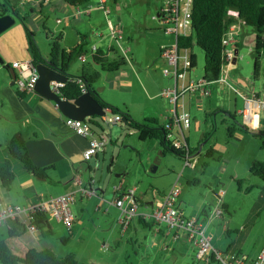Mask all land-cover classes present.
<instances>
[{
  "label": "rangeland",
  "instance_id": "obj_1",
  "mask_svg": "<svg viewBox=\"0 0 264 264\" xmlns=\"http://www.w3.org/2000/svg\"><path fill=\"white\" fill-rule=\"evenodd\" d=\"M166 0H107L106 7L110 9V13L107 15L103 8H93V14L91 18L88 14L82 13L84 22L79 24L67 20V13L76 12L75 6L68 4L66 0H53L44 2L43 7L38 4H34L36 9H33L28 0L24 2H18L17 4L19 14L15 15V22L7 29L0 33V55L6 63H12L15 60H24L26 58L15 59L18 56V52H27L29 47V38L26 25L30 31V36L33 42L40 47L44 54H48L51 49L53 39L61 32L68 30V39L77 37L80 33H86L90 36L89 47L93 45H100L108 54L109 60L106 62L97 63L94 61L92 55H88V61H84L77 56L73 62V69L75 66H86L93 72L100 74L99 79L96 82L98 90L105 92L109 99L122 96L131 105L134 111L135 118L139 121H146L144 116V110L149 115L158 116L159 121L165 122V113L167 109H171L174 104L169 100V97L160 95L156 97L155 101L150 105L146 100L141 103L136 102L141 97V85H146L144 72H148L152 76V80L155 85L159 84V77L166 79L162 66H150L142 67L138 66V76L134 77L130 86H120L122 92H116L111 89L112 82L124 83V78H115L116 81H111L109 76L108 66L110 64H119L120 69L130 68L128 63H123L122 52L119 42L109 35V28L107 25L106 17L111 18L115 23H119L123 29V37L121 38L122 44L128 48L131 47L130 52H139L141 59L148 61H155L157 54H159V43L163 33L165 32V23L158 15L161 6ZM96 0H92L90 4H94ZM117 2V3H116ZM33 4V3H32ZM84 7V6H83ZM159 8V10H158ZM96 14V15H94ZM60 19V21H59ZM77 24V25H75ZM245 26V32L240 35L239 39V64L238 71H245L248 77V84L244 87L240 83H237L233 78L227 81V74L225 84L226 89L220 90V92L213 94L211 97H216L217 102H221L222 105H228V98L232 95V98H237L241 103L243 99L239 96L234 89L230 86L232 83L237 86V89L245 91L246 88H250L253 85L261 90L264 88V53L258 56L259 66L256 68V57L254 51L255 42V30L248 25ZM94 30L98 33H104V39L100 34H94ZM239 36V35H238ZM236 36V40L237 37ZM61 43L66 45L65 40L61 39ZM231 49L235 52L234 44H231ZM196 56V66L188 73V78L193 75L195 79L199 77L205 64V52L194 41L192 48L190 49ZM183 52V51H181ZM116 62V63H115ZM1 63V62H0ZM2 64V63H1ZM103 64L106 68H103ZM256 72V76H253V72ZM4 71L6 69H3ZM236 72H234L235 74ZM231 83V84H230ZM130 87V88H129ZM161 87V86H160ZM161 88H159L160 90ZM111 91V92H110ZM206 107L199 108L195 102L186 104L192 112L191 127L185 128V134L189 135L190 148L193 154L202 149L201 154L197 157V168L189 169L191 166H184V156L175 153L171 150H164L160 147V140L158 138L141 139L139 132L129 127L126 122L118 121L113 124H106L102 121V118L96 117L98 122L101 123L102 128L110 135L111 140L105 149L99 151L97 155H94L91 159L84 160L82 168L85 170V184L89 185V179L93 177L95 179L94 187L104 188L106 194L114 191V186L123 183L127 189H135V194L144 200L158 197H163L168 191L164 190L165 185L176 182L177 180L186 185L184 193L181 198H177L176 202L181 207L185 208L190 205H197L205 195L209 192L211 197L215 198L219 204H223V201H228L232 205V225L241 226L243 221H251L255 219L262 211V207L259 206L260 202V190L258 185L264 183L257 174L250 171L245 166V157L242 162L238 161L241 148L230 143L225 138L227 136V127L224 123L219 121L215 130L212 128V121L215 119V114L218 112V118L222 117L224 113L217 110L214 104H209L210 98L205 96L203 98ZM226 102V103H225ZM234 103V101H233ZM223 107V106H222ZM163 108L164 110H160ZM179 111L181 107L179 106ZM200 109V110H199ZM206 109L205 113L200 112ZM158 110V111H156ZM159 110L162 114H159ZM110 112L108 116H112ZM241 120V117L238 116ZM198 119H207V124H203V129L210 128V132L214 130L216 133V139L212 145L216 147L217 154L215 157L207 154V149L210 147L206 143L203 130L196 128V121ZM97 131H100V127H96ZM178 129L176 128L171 134V139H176L178 136ZM254 140L252 136L246 137L244 144H247L250 139ZM250 146V145H249ZM164 147V146H163ZM245 147V146H244ZM252 148L254 146H251ZM163 150V151H162ZM199 153V152H198ZM197 153V154H198ZM221 156V157H220ZM195 160V157L193 156ZM233 165L241 166L244 173L232 168ZM197 179V180H196ZM223 189L224 193L219 194V191ZM240 189L241 192H240ZM98 190V189H97ZM165 193H164V192ZM98 192H102L98 190ZM163 195H162V194ZM105 194V193H104ZM154 194V196H153ZM218 194V195H217ZM219 196L221 201H219ZM79 197L76 198V200ZM90 197L84 196V202L88 203ZM97 199L96 196L93 197ZM211 198V200H212ZM108 202L109 199L105 198ZM76 200L71 204L75 218L76 213L80 216L81 209L77 208ZM190 201V202H189ZM188 202V204H186ZM209 200L206 204H209ZM88 218L99 220L103 226L96 234L94 231L91 233L89 239L92 244L88 242L83 250V244H79L77 239L69 237L67 228L64 224L57 222L56 219L51 218L50 222L57 227L64 229L66 238L63 239L59 232L56 235L43 238L39 243L34 244L36 247H50L58 255H64L70 251L76 253L80 264H97L106 257L107 261L111 264H192L193 255L190 257L188 254L182 253L179 247L170 248L164 250L162 255L157 253L154 248V237L152 230L139 221L138 217L134 216L132 221V228L129 232L123 234L120 233V227L123 230V225L117 227V220L120 215L117 207L110 205V203L103 202L101 209L95 211L93 204H89ZM210 205V204H209ZM216 204H214L215 206ZM108 208V209H107ZM236 209V211H234ZM80 213V214H79ZM79 218V217H78ZM102 222V223H101ZM109 224V225H108ZM113 225V226H112ZM105 226H109V229H105ZM55 227V228H56ZM111 229H116L111 230ZM114 235L115 238L121 240V244L117 246L115 253H105L95 247L101 244L102 234L107 232ZM122 232V231H121ZM29 234L27 231L25 235ZM40 232H38V235ZM99 235V236H98ZM264 235V215H261V219L258 225L253 230L251 237L247 240V246L254 244L261 236ZM237 238L239 235H237ZM132 237V240H131ZM9 244L15 247V250L21 252L20 243H14L17 240L16 237L8 238ZM11 240V241H10ZM64 242H63V241ZM94 245V246H93ZM264 247V244L262 248ZM90 254L93 255L95 260L89 258ZM103 254V255H102ZM193 254V252H192ZM0 264H2L0 262ZM264 264V263H263Z\"/></svg>",
  "mask_w": 264,
  "mask_h": 264
},
{
  "label": "crops",
  "instance_id": "obj_2",
  "mask_svg": "<svg viewBox=\"0 0 264 264\" xmlns=\"http://www.w3.org/2000/svg\"><path fill=\"white\" fill-rule=\"evenodd\" d=\"M41 1H43V3L45 2L44 0H28V2L31 5L34 4L40 5ZM49 1L51 2L53 0H49ZM21 2H24V0H21ZM77 6L78 5L75 6L76 12L73 11L67 13L66 17L68 23L69 21L74 23L77 22V24H79V22L81 21L84 22L85 19L83 18L82 13L88 14L89 17L91 18L94 12L92 11L93 9L90 10V12L84 11L83 5L82 7L80 6L81 10L78 11ZM32 8L34 9V7ZM158 15L160 16V11L158 12ZM106 20L110 35V23L114 24L115 26H120V24L117 22L115 23L109 17H106ZM245 31H246L245 26L243 25L240 32L238 33L239 36L237 35L238 36L237 40L233 43L235 48L239 47V42H240L239 37ZM68 34L69 32L67 30L64 32L62 36V39H64L66 42L65 43L66 45H64V47L70 52L78 47V49L81 50L79 57L83 60V62L89 60L87 58L88 55H92L94 61H96L97 63L103 62L101 61V59H104L106 61L109 60L108 54L100 45L95 44L93 45V47H89V41L91 38L88 34L80 33L77 37L70 39H68ZM94 34H100L104 39L103 32L98 33V31L94 30ZM110 37L112 38L111 35ZM172 41H173L172 35L165 31L159 43L160 44L159 54H157L156 60L154 62L141 59L142 58L141 54L139 52L137 53L130 52L131 47L128 46L129 48L128 55L130 57V61H129L125 57L122 50L120 49L122 52V59H123L122 62L128 63L130 68L126 67L120 69L119 64L117 65L110 64L108 66L107 70H109L110 73L109 78L111 81L114 80L116 81L115 78H124L125 80L124 83L112 82L110 86L111 87L110 90H115L117 93L118 92L121 93L122 92V88L120 89L121 85L130 86L132 81L134 80V77H136V75L138 76V73L144 72L146 85L145 84L141 85L142 94L141 97L138 100H136V102L141 103L143 100L147 99L148 104L151 105L153 101L156 100L155 98L161 95V90L164 89L165 87L172 86L174 84V81L171 76L166 75L163 72L166 79H161L159 77V84L155 85L151 78L152 76H150L148 72H145L143 69L140 70L139 72L137 68L138 66H140V68L142 67L149 68L152 65L162 66V68L167 66L168 61L167 58L162 53V48L164 45L170 44ZM94 47H97V49L95 50ZM97 52H101L100 53L101 55L97 54ZM49 54L50 51L48 54L45 55H49ZM96 56L100 57V59H96ZM28 57H31L29 47L27 52H18V56L15 57V59L28 58ZM238 57L236 61L232 60L231 63L228 64L226 68L227 81L228 80L231 81V79L233 78L237 83H240L241 86L244 87L245 84H248V77L246 75L247 74L246 70L238 71V69L240 68ZM1 63H0V167L4 164V161L8 157H10V152L7 146L9 139L14 134L21 132L26 139L27 148L33 161L38 166L49 167L48 169L49 175L47 177H39L33 174V172H31L30 170H28L20 160L14 158L13 168L16 176L12 185L9 188H7L3 185L0 179V209L11 204H20L27 206L36 205L44 197H48L51 195H58L71 190H75L80 185L86 186L85 184L86 173L85 170H83L84 168H82L81 166L83 161L87 160L84 158L83 151L89 146V137L77 132L68 123L69 117H67L62 113V111L58 108V106L54 101L42 96L36 91H22L24 92V95L19 94V91L21 92V90L18 88V85L15 81L16 70L11 66L10 63H6L5 60L2 61ZM75 67L76 68L73 69L72 63L70 64V71L76 74H82L84 72L86 73L93 72L84 65L80 67L79 66H75ZM103 68H106L105 64H103ZM193 68H195V66ZM3 69L6 70L4 71ZM234 72L236 73L234 74ZM253 76H256L255 69L253 72ZM189 78L195 79L193 75H191ZM200 78H204V70L202 74L199 77H197V79ZM205 80L207 81L208 86L211 87V93L205 95L200 91H190L185 95L184 98L185 105L188 102L189 104L195 102L197 107L201 109L207 106L203 101L204 100L203 98L205 96H208L210 98L209 104H214L213 106H215L217 110H220L222 113H224L222 117L218 118V112H216L215 119L212 121L211 124L212 128H214L215 130V127L216 125L219 124V121H221L226 125L227 136H225V138H227V140L230 141V143L241 148L242 152H240V156H238V161H240L241 163L243 157H245V166L249 169L252 163L256 161H264V146L259 136H255L250 132L243 131L239 127L232 134L229 133V126L231 125L240 126L241 124H246L255 130L264 129V107L254 106L253 108L247 110V112L250 115H246L245 114L246 110L244 111L246 107L245 96L250 97L255 94L258 97H263L264 88L258 90L253 85L250 88H246L245 91H242L241 89H237L236 85L230 83L231 84L230 86L239 96H241V99H243V101L240 103L237 98L233 99L231 95L227 100L229 104L222 105L221 102H217L216 97L212 99L211 96L213 94H215L216 96L217 93L220 92V90H225L227 85L225 83L227 82L219 80V78L217 80H207V79ZM134 82H136V80H134ZM95 87H96V83H95ZM159 88L161 89L159 90ZM98 91L106 101L118 105L124 109H127L131 113L133 118H135L134 111L132 110L131 105L126 101L124 97L117 95V97H112L113 99H109L107 95H104L105 92L100 90ZM160 110H164V109L161 108ZM160 110H159V114H162ZM166 111H168V113L167 112L165 113L166 121L161 123L159 121L158 116L149 115L145 109L144 110V116L146 118L145 120L147 122H151L152 120H154L152 121L154 122L153 124L159 123L167 126V123L170 122L173 123V107H171V109H167ZM205 111L206 109H203L200 112L205 113ZM238 116L241 117V120L237 118ZM86 118L92 120L91 117H86ZM94 120L98 121L97 118H94ZM204 123L205 124L208 123L207 119L205 120L198 119L196 121L197 124L196 128L203 130V134L205 135V137H207L205 144H209L210 146L207 149V154L209 156L215 157L218 151H216L217 149L212 145V143H214L216 139V133L214 132V130L210 132V128L203 129ZM190 127H191V123L188 126V128ZM176 128L177 126L173 125V132ZM249 136H252L254 140L249 138L250 140L247 141L248 143L244 144L246 137ZM186 137L188 144L190 146L189 135H186ZM251 146L254 147L252 148ZM160 147L164 149L161 140H160ZM198 152H197L198 154L197 153L193 154L191 150L192 160H194L193 156L195 157V160H194V166H191L189 169L197 168L198 161L200 159L197 157L201 154L202 149H200ZM196 160H198L197 164H196ZM232 168L239 170L241 173H244L241 166L239 165L238 166L233 165ZM91 179H93V177L89 179V185L91 184ZM174 183L175 182L169 183V185L168 184L165 185L164 190L166 191L169 190L174 185ZM120 184H122L121 185L122 188L117 187ZM119 185H115L114 191L108 194H106L104 188L97 187L96 190L98 189L101 190L102 192H98L97 190L96 195L86 196V197H90L88 203L84 202V196L79 195V198L76 200L75 203H77L76 205L77 208L78 209L80 208L82 211L81 214L79 213L80 216L76 213L75 223L71 228H68L63 222L56 219L57 222L64 224V226L67 228L69 237L71 238L74 237V239H77V242L79 244H83V250H85L86 248L85 245L88 242L92 244V241H90L89 239L91 233L94 231L96 234H98L99 230L103 228L99 220H94V219L91 220L88 218V213L90 210L89 204L92 203L94 210L98 212L99 209H101V204L103 202L109 203L105 198L113 199L116 196H119L129 190L124 187L123 183H119ZM180 186H181V191L179 193V198H181L182 194L184 193L186 185L182 183V185ZM257 188H259L260 190L259 195L261 197L264 193L263 184L258 185ZM241 190L242 189H240V192ZM94 196H96L97 199H94L93 198ZM136 197L139 201L138 215H136V217H138L140 222H142V218H144L150 221V223H152V225L147 226L144 224V222H142L145 226L149 227V229L152 230V234L154 237L153 244L156 250L155 252L156 255L157 253L162 255V252L164 250H167L168 248L171 247V245H173V248L179 247L181 249V247H183V249H181L182 253L188 254V256L190 257L193 255L192 264H223L213 257L209 261V263H207L205 259H199L196 256L197 245L187 237V233L185 230L183 229L170 230L165 226V224L157 222L156 220L152 222L153 218L151 216L144 215L150 213L153 210L154 205L156 204L157 201L161 200V197L156 196L155 198L153 197L152 199H147V200H144L137 195ZM211 198H212L211 194L208 192L205 195V197L202 200H200L199 203H197V205L191 206V203H189L190 205H188L186 209L181 207L180 204H178L177 202L176 204L186 215L196 214L202 219L206 231L211 235L212 242L217 248L223 250L224 252H231L241 257L244 256L245 261L243 264H252V262L257 258L259 252L262 249V246L264 244V235L261 236V238L258 241H256L254 244L248 246H247V240L249 239V237H251L253 230L258 225L261 219V215L262 216L264 215V204L261 213L257 215L254 221L253 220L246 221L245 219V221H243V224L241 226H233L232 225L233 212L231 210L232 205H230V203L226 200L223 201L222 205H220L218 201H216L215 203L214 197L212 198V200ZM207 200H209L210 205L207 204L205 206ZM186 204H188V202H186ZM214 204L216 205L214 206ZM110 205L115 206L114 204H110ZM115 207H117L118 211L120 212V208L118 206ZM234 211H236V209ZM133 219L131 220L130 225L128 229L125 231V233L131 230ZM248 224H250L249 227L246 226ZM51 225H52L51 227L52 233H49L47 235L43 234V232L40 229H37L35 231H31L30 229H28L29 234L25 235L26 234L25 233L21 236H14L9 233L10 222H7L0 225V239L2 238L5 239V241L8 243V245L15 253L19 255H24L29 248L36 247L34 244L39 243L43 238L56 235L57 231L59 232L60 236L63 239H67L64 229L62 227L58 228L60 226L59 224L57 225V227L54 226V224L52 223ZM119 225L121 226L118 217L117 227H119ZM104 228L109 229V226H105ZM111 230L115 231L116 229H111ZM38 232H40L39 235ZM123 232L124 231L120 227V233L123 234ZM236 234L239 235L238 238ZM13 237L17 238V240H14L13 242L20 243L21 245L20 253L15 250V247L9 244L8 238H13ZM101 238H102L101 244L99 246L95 245V247L99 250H102V252L108 254L115 253L117 251V246L121 244V240L117 239V237L115 238L114 235L108 232L107 234L106 233L102 234ZM89 258L95 260L92 254H90ZM95 261L97 264H111L110 262L107 261L106 257L103 258V260L100 262H98V260Z\"/></svg>",
  "mask_w": 264,
  "mask_h": 264
},
{
  "label": "built area",
  "instance_id": "obj_3",
  "mask_svg": "<svg viewBox=\"0 0 264 264\" xmlns=\"http://www.w3.org/2000/svg\"><path fill=\"white\" fill-rule=\"evenodd\" d=\"M48 2L49 0H44ZM107 0H97L94 4H87L83 10L90 12L94 7L103 8L108 15L110 9L106 7ZM81 5H78V11L81 10ZM192 7L193 0H166L160 8V17L165 23V31L172 35L173 41L170 44L164 45L162 48L163 55L167 58L168 65L163 68L166 75L172 77L174 84L165 87L161 90V95L169 97L173 106V123H167L165 126L168 130L167 136L170 138L173 133V125L177 126L178 136L172 139L173 145L180 148L184 153V166H194L192 160L191 149L185 134V128L188 127L192 120L190 110L184 103L185 95L190 91H200L208 95L211 93V87L208 86L204 78L193 79L188 78V73L191 71L193 59L192 52L189 47H181V38L191 34L192 25ZM228 16L234 19L229 27L225 30L222 38L223 53L225 62L222 65L219 80H226V68L234 58V51L231 49V44L236 41V36L240 32L245 19L241 16L240 10L235 7H230L227 11ZM60 21V19H59ZM110 33L120 44V48L125 57L130 61L128 55L129 48L122 45L121 38L123 37V29L121 26H115L110 23ZM95 50L97 47H94ZM183 51V52H181ZM12 67L16 70L15 81L21 91H35V84L39 78V70L37 64L33 61L32 57L24 60H15ZM66 81L53 79L51 81L52 88L61 93V87L64 86ZM87 91L86 86L83 85L82 92ZM246 107L244 109L246 115H250L247 110L257 107H264V96L258 97L245 96ZM181 107L179 111L178 107ZM112 112L110 107H105V113L99 115L102 121L106 124L117 123L123 121V117L119 113H113L112 116L108 114ZM68 123L79 133L89 137V146L83 151L85 159H91L97 155L99 151H103L106 145L112 141L110 135L102 128L101 123H94L88 118H68ZM96 127L101 130L97 131ZM171 139V138H170ZM95 179H91L90 186L80 185L77 189L71 190L58 195H51L42 198L36 205H20L11 204L0 209V225L7 223L9 219L21 218L27 222L31 231L37 230V226L32 222L33 214L37 210L46 211L50 218L57 219L63 222L68 228H71L75 221V215L72 210L71 204L76 200L79 195L92 196L96 195L97 190L94 187ZM120 184L118 188H122ZM181 191L180 182L177 180L174 185L164 194L161 200L157 201L153 210L144 215L151 216L157 222L165 224V226L172 229H183L187 233V237L197 245L196 256L199 259H205L207 263L213 258L217 259L223 264H243L245 261L244 256H239L231 252H224L217 248L213 242L211 235L206 231L204 222L196 215H186L176 204V200ZM135 189H129L125 193L109 199L110 204H114L120 208L119 221L123 225L125 231L134 216L138 215L139 201L134 193ZM224 190L221 189L219 194H223ZM219 201L221 197L219 196ZM222 205V204H220ZM108 209V208H107ZM220 211V210H219ZM264 263V247L259 252L257 258L252 264Z\"/></svg>",
  "mask_w": 264,
  "mask_h": 264
},
{
  "label": "trees",
  "instance_id": "obj_4",
  "mask_svg": "<svg viewBox=\"0 0 264 264\" xmlns=\"http://www.w3.org/2000/svg\"><path fill=\"white\" fill-rule=\"evenodd\" d=\"M66 1L75 6H86L92 0ZM13 5L16 6V13H18L19 10L17 5L15 3H13ZM43 5V1H41L40 6L43 7ZM31 6L36 9L35 5ZM230 7L238 8L241 16L245 19V25L251 26L255 30L254 53L256 57V68L259 66L258 56L264 53V0H193V29L190 35L181 38V47H189L191 49L195 41L204 50V78L207 80H217L221 74L222 65L225 62L222 38L225 30L234 20L228 16L227 13ZM10 11L11 8L8 3L3 1L0 6V14ZM26 28L29 38V51L33 61L38 64L41 61H45L48 57L56 64H61L68 77L65 85L61 87V93L65 98L75 99L82 93V87L85 85L86 90L91 91L104 107H110L113 113H119L122 117H127L126 124L129 127L136 129L139 132L141 139L159 138L164 146V150H171L180 155H184L183 150L176 148L173 145L172 139L167 136L168 130L165 125L159 123L153 124L154 122L152 121L154 120L151 122L136 120L127 109L106 101L95 87V83L99 79L98 73L84 72L82 74H76L70 71V64L80 55L81 50L77 47L71 52L68 51L61 43L63 32L59 33L53 39L50 54L45 55L40 47L33 42L27 25ZM100 53L101 52H97V54ZM96 59H100V57L96 56ZM192 59V67H194L196 66L197 61L196 56L193 53ZM101 61L106 62L104 59H101ZM19 94L24 95V92L19 91ZM96 117H99V115L91 117L92 122L98 123L97 120H94ZM238 127L243 131L259 136L264 146V129L255 130L246 124H241L240 126L231 125L229 126V133L232 134ZM7 146L10 152V157H8L0 167V179L5 187L9 188L16 176L13 168L14 158L20 160L28 170L39 177H47L49 175V167L38 166L33 161L27 148L26 139L21 132L14 134L9 139ZM250 169L253 173L257 174L264 180V161H256L252 163ZM263 204L264 193L260 197L259 206L262 207ZM50 219L51 218L46 211L37 210L33 214L32 222L35 223L37 229H40L43 234L47 235L52 233ZM7 222H10L9 233L14 236H21L29 229L27 222L21 218L9 219ZM142 222L147 226L152 225L150 221L144 218H142ZM152 222H154V219H152ZM246 226L249 227L250 224ZM0 262L2 264H80L75 252L70 251L61 256L50 247H31L24 255H19L11 249L3 238L0 239Z\"/></svg>",
  "mask_w": 264,
  "mask_h": 264
},
{
  "label": "water",
  "instance_id": "obj_5",
  "mask_svg": "<svg viewBox=\"0 0 264 264\" xmlns=\"http://www.w3.org/2000/svg\"><path fill=\"white\" fill-rule=\"evenodd\" d=\"M0 0V6L2 4ZM12 12L0 14V33L7 29L15 22L16 6H10ZM233 61L237 60L238 49H234ZM0 61L4 59L0 55ZM39 70V78L35 84V91L42 96L54 101L58 108L64 115L69 118L86 119L95 115H102L105 113V107L100 103L91 91H84L75 99H67L62 93L55 91L51 86L53 79L66 81L68 79L61 64H56L47 57L45 61L37 64ZM15 72V71H14ZM92 121V120H91ZM123 121H127V117H123Z\"/></svg>",
  "mask_w": 264,
  "mask_h": 264
},
{
  "label": "flooded vegetation",
  "instance_id": "obj_6",
  "mask_svg": "<svg viewBox=\"0 0 264 264\" xmlns=\"http://www.w3.org/2000/svg\"><path fill=\"white\" fill-rule=\"evenodd\" d=\"M5 1L6 3H8L9 6H11L14 3V0H2ZM21 0H18V2H20ZM17 5V4H16ZM18 7V6H17ZM12 12V11H10ZM7 13V12H6ZM19 14V13H18Z\"/></svg>",
  "mask_w": 264,
  "mask_h": 264
}]
</instances>
